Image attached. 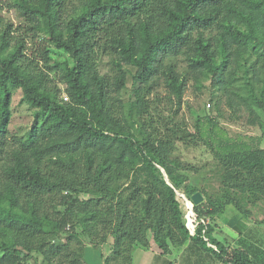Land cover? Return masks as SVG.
Listing matches in <instances>:
<instances>
[{"label": "trees", "instance_id": "trees-1", "mask_svg": "<svg viewBox=\"0 0 264 264\" xmlns=\"http://www.w3.org/2000/svg\"><path fill=\"white\" fill-rule=\"evenodd\" d=\"M9 5L22 20L0 12V264H85V240L109 237L103 264H132L150 235L162 254L201 245L227 264L212 221L230 205L250 218L264 202V147L224 135L218 117L223 104L246 108L264 129V0ZM191 86L218 111L197 113L195 132L179 118ZM17 89L34 109L23 135L10 130ZM200 140L214 154V192L177 154Z\"/></svg>", "mask_w": 264, "mask_h": 264}, {"label": "rangeland", "instance_id": "rangeland-1", "mask_svg": "<svg viewBox=\"0 0 264 264\" xmlns=\"http://www.w3.org/2000/svg\"><path fill=\"white\" fill-rule=\"evenodd\" d=\"M0 12L5 19H10L14 23V27H17L21 18L19 17L16 9L9 5V0H0ZM18 32H21L20 30ZM17 32V33H18ZM30 47H35L33 43H29ZM53 55L58 60L62 61L65 56L57 51L54 47ZM264 57V56H263ZM64 63L59 65V68H63ZM109 68L104 66L102 71L105 72ZM63 86V85H61ZM160 92L165 95V90L160 89ZM66 94V93H64ZM22 90L17 89L14 92L12 111L13 116L10 123V130L18 135H23L27 128L30 126L33 118V108L29 104L22 101ZM209 94L207 91L197 94L193 86H191L185 94V103L183 109L180 112L179 118L186 121L188 128L195 132V122L198 114H205V111L210 110V114L218 116V111L214 109V105L209 104ZM191 107L192 109L190 110ZM206 110H205V108ZM168 110H165L167 112ZM260 117L264 120V112L258 109ZM220 127L224 130V135L230 136L233 139H243L249 141L255 145L264 147V129L258 124L251 125L248 123L250 113L246 108L241 111L235 112L228 104H223L219 112ZM177 154L185 161L191 163L196 169L189 172L191 177L198 175L200 177V185L208 190L214 192L218 186L219 181L213 172L214 168V154L212 150L207 146L205 141H195L187 144L179 143ZM204 196V194H202ZM178 198L182 202L185 210L187 211V221L190 225L191 210L188 206H192L188 198H186L181 192H178ZM205 199V196H204ZM252 215L251 218L240 214V212L233 206L227 207L224 214L216 217L212 224L215 226L216 236L222 241H226L228 232H237L236 228L229 224V221L233 218L236 220L237 229H241L244 232H251L254 230L264 231V225H255L252 220H258L264 218V202L258 203L256 206H251ZM193 216V215H192ZM260 220V219H259ZM151 246L144 248L137 246L133 252L132 264H183L184 262H191L192 264H210L214 261L216 256L212 251L207 250L206 247L201 245L191 246L188 248H173L171 253L162 254L161 249L157 246L152 236L150 235ZM113 239L109 237L106 242L93 244L88 240H85L84 255L85 264H103V258L106 257L112 249ZM182 252V254H181ZM182 255V256H181ZM182 258V260H181Z\"/></svg>", "mask_w": 264, "mask_h": 264}, {"label": "crops", "instance_id": "crops-1", "mask_svg": "<svg viewBox=\"0 0 264 264\" xmlns=\"http://www.w3.org/2000/svg\"><path fill=\"white\" fill-rule=\"evenodd\" d=\"M259 219L252 221H255L253 223L257 226L261 224L264 225V218ZM241 229H235L238 231L234 233L228 232L226 236V241L222 239V241L225 242L227 245V264H234L231 263V258L233 259V261L239 259L237 256L239 251H243L249 261V263L245 262V264H264V231L254 230L246 233ZM216 249L218 250V248ZM214 254L216 255L214 257L216 258H214V261H211L210 264H225L222 259L219 258L218 253ZM183 264H188V262H184ZM189 264L192 263L190 262Z\"/></svg>", "mask_w": 264, "mask_h": 264}, {"label": "built area", "instance_id": "built-area-1", "mask_svg": "<svg viewBox=\"0 0 264 264\" xmlns=\"http://www.w3.org/2000/svg\"><path fill=\"white\" fill-rule=\"evenodd\" d=\"M63 98H64L65 100H67V99H68L67 94H63ZM208 106H210V104H208ZM190 207H191V208H190ZM188 208H190V210H191V216L189 217V219H190V220L192 219V220H191L190 225L188 224V221H187V224H188V226H189V228H190L191 233L194 234V233H195V230H196V226H197V222H196V214H195V212H194L192 206H188ZM192 215H193V216H192ZM212 246L216 248L215 245H212Z\"/></svg>", "mask_w": 264, "mask_h": 264}, {"label": "water", "instance_id": "water-1", "mask_svg": "<svg viewBox=\"0 0 264 264\" xmlns=\"http://www.w3.org/2000/svg\"><path fill=\"white\" fill-rule=\"evenodd\" d=\"M162 170H163V172H164V174H165V176L167 178L165 170L164 169H162ZM167 180H168V178H167ZM192 200H193L194 203L199 204V203H201L204 200V196L201 194V192H196V193H194L192 195ZM191 204H192V202H191Z\"/></svg>", "mask_w": 264, "mask_h": 264}]
</instances>
